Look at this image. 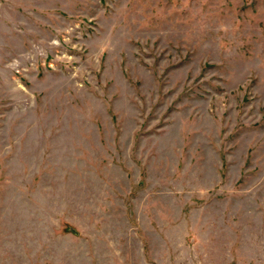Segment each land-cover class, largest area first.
Returning a JSON list of instances; mask_svg holds the SVG:
<instances>
[{"label":"rangeland","instance_id":"374dc122","mask_svg":"<svg viewBox=\"0 0 264 264\" xmlns=\"http://www.w3.org/2000/svg\"><path fill=\"white\" fill-rule=\"evenodd\" d=\"M0 264H264V0H0Z\"/></svg>","mask_w":264,"mask_h":264}]
</instances>
